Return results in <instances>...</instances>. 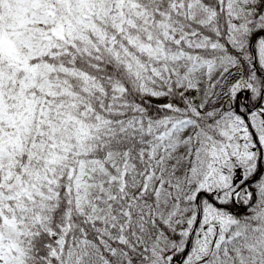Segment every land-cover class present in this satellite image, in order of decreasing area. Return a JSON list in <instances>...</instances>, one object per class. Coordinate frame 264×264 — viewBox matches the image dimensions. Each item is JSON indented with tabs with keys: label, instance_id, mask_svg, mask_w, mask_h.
Instances as JSON below:
<instances>
[{
	"label": "snow or ice",
	"instance_id": "snow-or-ice-1",
	"mask_svg": "<svg viewBox=\"0 0 264 264\" xmlns=\"http://www.w3.org/2000/svg\"><path fill=\"white\" fill-rule=\"evenodd\" d=\"M0 264H264V0H0Z\"/></svg>",
	"mask_w": 264,
	"mask_h": 264
}]
</instances>
